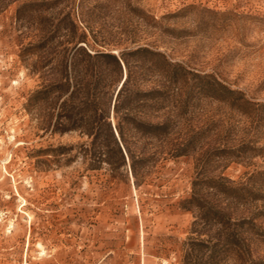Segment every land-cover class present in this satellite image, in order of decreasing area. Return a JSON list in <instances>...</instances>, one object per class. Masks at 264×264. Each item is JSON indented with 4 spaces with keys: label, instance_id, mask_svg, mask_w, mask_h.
Segmentation results:
<instances>
[{
    "label": "rangeland",
    "instance_id": "obj_1",
    "mask_svg": "<svg viewBox=\"0 0 264 264\" xmlns=\"http://www.w3.org/2000/svg\"><path fill=\"white\" fill-rule=\"evenodd\" d=\"M76 43L116 56L137 48L161 52L257 106L242 114L190 76L160 112L146 107L132 113L152 122L170 114L169 147L185 144L184 155L159 153L137 164L136 183L128 164L89 169L79 147L89 139L51 131L58 92L32 98L58 83ZM127 61L138 89L155 87L159 79L149 62ZM66 70L71 74L72 66ZM110 70L104 83L114 100L127 71ZM259 105L264 0H0V264H181L193 217L179 202L190 196L200 166L201 179L222 175L238 184L253 176L247 187L258 195L238 214L257 216L264 229ZM126 140L146 158L159 146L131 131ZM254 254L264 258V246Z\"/></svg>",
    "mask_w": 264,
    "mask_h": 264
},
{
    "label": "trees",
    "instance_id": "obj_2",
    "mask_svg": "<svg viewBox=\"0 0 264 264\" xmlns=\"http://www.w3.org/2000/svg\"><path fill=\"white\" fill-rule=\"evenodd\" d=\"M81 42L85 44L84 40ZM72 50L70 57H64L65 70L59 76L58 83L36 91L32 98L41 101L44 96L58 92V101L61 102L51 131L58 134L77 132L86 136L89 143L79 147L83 157L89 161V169H100L102 165L118 169L128 164L135 183L137 164L145 163L148 159L155 161L159 153L179 157L187 152V148L183 143L172 146L175 148L169 147L168 138L175 126L170 114L164 113L152 122L132 113L141 112L146 107L160 112L162 103L171 94H180V86H184L190 76L200 81L201 89L215 93V99L228 103L242 114H248L257 106L246 99L242 92L211 80L209 75L192 74L161 52L137 48L116 56L91 52L86 45L78 46L77 43ZM129 57L149 62L151 68L157 71L159 80H156L155 87L143 91L132 83L127 61ZM67 65L72 66L71 74L66 70ZM122 66L126 68V77L113 100V90L104 83L105 76L109 79L113 72L110 69L121 70ZM259 107L264 111V105ZM129 131L143 140L158 142L159 146L151 158L134 154L131 147L137 143L127 142ZM67 149L58 147V150ZM199 169L191 183L190 196L179 202L180 209L191 212L193 217L188 236L182 242L181 264H264V258L254 254L256 247L264 246V229L257 224V216L238 214L239 207L245 204L248 197L258 195L247 187L253 176L234 184L222 175L201 179L199 176L205 173V169L203 166Z\"/></svg>",
    "mask_w": 264,
    "mask_h": 264
}]
</instances>
